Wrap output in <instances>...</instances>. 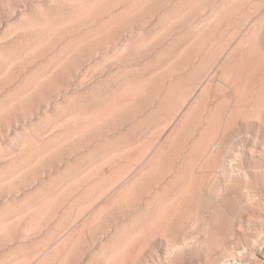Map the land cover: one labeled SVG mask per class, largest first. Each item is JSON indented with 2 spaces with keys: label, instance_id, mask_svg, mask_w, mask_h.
Returning <instances> with one entry per match:
<instances>
[{
  "label": "rangeland",
  "instance_id": "rangeland-1",
  "mask_svg": "<svg viewBox=\"0 0 264 264\" xmlns=\"http://www.w3.org/2000/svg\"><path fill=\"white\" fill-rule=\"evenodd\" d=\"M0 264H264V0H0Z\"/></svg>",
  "mask_w": 264,
  "mask_h": 264
}]
</instances>
